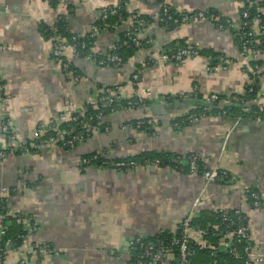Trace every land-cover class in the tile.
<instances>
[{
    "label": "crops",
    "instance_id": "crops-1",
    "mask_svg": "<svg viewBox=\"0 0 264 264\" xmlns=\"http://www.w3.org/2000/svg\"><path fill=\"white\" fill-rule=\"evenodd\" d=\"M124 2L130 15L141 17L156 16L165 5L177 12L211 8L221 18L234 21L240 11L236 0H69L54 8L45 0H0V82L4 87L0 126L6 123L16 141L68 114L69 104L76 107L74 111L93 109L104 87L116 90L119 103L136 90L146 101L109 114L104 123L110 130L97 131L74 149L44 148L0 160V190L16 189L9 198L10 213L37 224V231L20 250L45 242L59 252L42 258L32 255L30 264H129L127 245L136 236L175 231L190 212L240 209L248 217L254 250L264 255V120L235 122L208 114L194 124L181 123L208 95H240L252 84L264 92V51L253 59L242 57L229 31H219L204 20L172 29L152 22L142 27V47L122 65L98 67L74 59L82 77L78 83L67 79L52 60V40L42 35L41 25H55L62 17L69 34L79 37L98 28L92 51L103 57L120 46L131 23L125 18L111 30H101L99 15ZM180 46L195 47L203 54L183 64L159 60L162 52ZM209 56L225 59L226 68L211 72ZM255 65L262 71L246 74L244 69ZM255 98L248 100L249 106ZM138 120H150L154 135L120 129ZM5 141L0 131V147ZM99 152L109 160L155 152L193 153L206 158L209 168L228 172L232 181L210 183L198 175L161 168L138 167L120 174L82 165L83 158ZM245 190L259 194L260 209L249 208ZM196 198L199 204L193 211ZM17 259L13 248L4 255L5 264H17ZM175 259L170 257L165 264H179ZM259 264H264V257Z\"/></svg>",
    "mask_w": 264,
    "mask_h": 264
},
{
    "label": "built area",
    "instance_id": "built-area-1",
    "mask_svg": "<svg viewBox=\"0 0 264 264\" xmlns=\"http://www.w3.org/2000/svg\"><path fill=\"white\" fill-rule=\"evenodd\" d=\"M53 1L45 0L49 5ZM68 1L57 0L56 4L57 6H65ZM236 1L240 6L236 21L225 19L220 22L217 16L209 12L208 8L194 12H177L168 5L163 6L160 13L152 17L143 18L138 14H129L127 18L131 23V31L126 34V37H130L131 46L139 48L141 46L139 35L146 23L157 22L159 26L165 28L174 22L185 24L192 21L204 20L212 24L219 31H229L241 56L253 59L259 52L264 51V0ZM126 8V2L107 8L100 13L98 20L104 22L107 15H114L117 17V21L122 23L124 22L122 10ZM61 19L62 17L58 21ZM47 26L50 27L52 32H56L57 29L54 25ZM62 28L69 31L66 24ZM94 30L97 31L98 28L92 27L91 33L86 37H79L73 34L69 39L59 37L50 39L52 40V60L60 66L62 73L73 83H78L82 77L77 72L78 69L73 63L74 59H82L99 67H117L121 64V58L115 52L116 48L111 49L100 60H96V55L92 51L93 42L87 43L84 41V38H94ZM1 50L2 47H0ZM199 56L198 49L185 46L177 50L162 52L159 60L164 63L183 64ZM208 62L211 72L225 69L227 65V61L221 57L209 56ZM152 64H154L153 61ZM148 66L146 65V67ZM262 69V67L255 65L252 70L244 69V71L246 74H253L260 73ZM135 80L136 76H133L132 81ZM255 85L248 86L240 95H208L204 99L203 103L205 106L202 113L191 112L186 114L183 118V123L194 124L198 122L214 106L219 110L218 117L224 118L228 116L226 108L231 105L238 107L241 114L233 119L235 122L241 120L243 116H250L254 121H263L264 92H261ZM254 87H256L257 99L255 98V103L249 106L248 100H245V96L254 93ZM100 93L97 103L93 107V110L98 111L95 115L86 118V110L84 108L74 111L73 109L76 107L73 104H69L71 111L68 114L58 117L57 122L39 125L31 136L19 141H16L14 131L6 123H2L0 131L6 141L4 146L0 147V160L36 153L44 148L60 147L65 150L74 149L89 140L97 131L106 133L110 130L109 126L104 123L106 116L103 115V110L99 109L100 106L109 108L110 114H113L129 108L140 107L146 102L141 92L136 90L131 98L126 99V107L118 109L112 106L115 101L118 102V99L115 97L116 90L114 88L104 87ZM3 95L4 87L0 82V105L3 103ZM145 95L149 96L150 93L147 92ZM64 123L70 124L60 127ZM144 126H149L151 134L154 135L152 133L154 126L150 120H138L123 124L120 126V129H133L145 132L140 131ZM82 165L94 169L113 170L120 174L130 172L138 167L149 169L161 168L184 175H198L210 183L232 181V177L228 172L216 166L209 168L206 158L193 153L179 155L163 152V158L145 159L142 162H137L131 159L109 160L104 152H99L83 158ZM15 192L16 189L9 190L3 188L0 190V240L5 238L7 230L12 225H18L21 226L23 233L17 239L22 243L18 247H12L13 241L10 239L4 241L3 246L0 248V264H5L4 255L12 250V248L17 253V264H30L29 258L32 255L38 258L49 255L58 256V250L45 242L32 244L29 248L20 250L24 241L37 231V224L10 213L8 208L9 198ZM244 195L248 197L249 208H261L262 199L257 192H247L245 190ZM198 204L199 198H196L191 205L193 211L197 208ZM213 213L216 215L215 221L208 223L206 226H200L194 224L199 214L190 212L181 221L175 231L169 232V238L161 237L160 234L152 237L136 236L132 238L127 245V253L130 258L129 264H165L166 260L170 257L176 258L179 264H197L195 262L196 256L205 250H209L210 257V260L206 264L261 263L264 255L256 252L253 248L247 215L240 209L232 211L218 209L213 211Z\"/></svg>",
    "mask_w": 264,
    "mask_h": 264
},
{
    "label": "trees",
    "instance_id": "trees-1",
    "mask_svg": "<svg viewBox=\"0 0 264 264\" xmlns=\"http://www.w3.org/2000/svg\"><path fill=\"white\" fill-rule=\"evenodd\" d=\"M57 0H54L53 2L50 3V7L54 8L57 6L56 4ZM122 4V3H120ZM128 8V7H127ZM125 9V10H122L123 12V18H127L129 16V13H128V9ZM210 13L214 14L215 16H217L220 20V22L224 21L226 18H221L219 16V14L216 12V10L214 9H211L209 8L208 9ZM143 18H147V17H143ZM67 22L65 21V19H61L60 21H58L54 27L57 29L56 32H52V30L50 29L49 26L47 25H41V33L42 35L45 37V38H48V39H51V38H56V37H59V38H65V39H69V37H71L73 34H69V31L65 30L63 27V25H65ZM99 24V28L101 30H111V28L114 26V25H119L120 22L117 21V17L114 16V15H107L106 19L104 22H101L100 20H98L97 22V25ZM176 24H180V23H172V24H169L167 25L165 28L166 29H172L173 27L176 26ZM84 41H86L87 43L88 42H93L94 41V38H91V39H87V38H84ZM128 46V47H127ZM142 47V45L140 46ZM139 48H135L133 46H131V40H130V37H125L122 41V43L120 44V46L116 47V54L118 56H120L121 58V64L122 65L126 60L127 58L131 57L136 50L140 49ZM185 46H180L178 49L180 48H184ZM195 48V47H193ZM197 49V48H196ZM177 50V49H176ZM199 52V55L203 54L202 51L198 50ZM87 53V52H85ZM214 57V56H213ZM102 57H98L96 56V60H100ZM253 64H257V65H261L260 62L258 61H255V62H252ZM119 65V66H120ZM117 66V67H119ZM99 67V66H98ZM79 75H81V73L79 71H77ZM255 89V92L254 93H251V94H247L245 96V100H252L256 97V87H254ZM204 103L202 102L201 104L198 105V109L192 111V112H197L199 114L202 113V110L204 108V106H202ZM100 106V105H99ZM114 107H117L118 109H122V108H125L126 107V102H123V103H119L117 101H115L113 103ZM99 109H102L103 110V115L104 116H108L110 114V111H109V108H105V107H99ZM226 110H228V116H225L223 119H234L235 117H238L240 114V111H239V108L236 107V106H229L226 108ZM98 111L97 110H93L90 108H88L85 112V116L86 118H88L89 116H92V115H95ZM213 115V116H218L219 114V110L218 108H216V106H214L210 112H206V115ZM184 118V117H183ZM183 118L181 119V123H183ZM243 118H250L251 120H253L250 116H243ZM242 118V119H243ZM146 121V120H144ZM70 124V123H69ZM69 124H66L64 123L62 126L60 127H65V126H68ZM183 124H187V123H183ZM140 131H145L146 133H150L151 134V129L149 128V126H144L140 129ZM153 133V131H152ZM172 155V154H170ZM169 155V156H170ZM163 158V153H150V154H143L141 156H138V157H132V158H126V159H131V160H134V161H137V162H142L143 160L145 159H154V158ZM117 160H120V159H117ZM165 160V159H164ZM254 191V190H252ZM216 219V215L213 213V212H210V213H199V217L194 221V224L195 225H200V226H206L208 223H213ZM23 233L22 230H21V226H18V225H12L8 230H7V234L5 236L4 239L0 240V248L3 246L4 244V241H6L7 239H10L11 241H13V246L12 247H18L21 245V241L17 239V237ZM160 236L161 237H165V238H169L170 237V234L169 232H162L160 233ZM210 260V257H209V250H205L203 253H199L196 258H195V262L197 264H206L208 261Z\"/></svg>",
    "mask_w": 264,
    "mask_h": 264
},
{
    "label": "water",
    "instance_id": "water-1",
    "mask_svg": "<svg viewBox=\"0 0 264 264\" xmlns=\"http://www.w3.org/2000/svg\"><path fill=\"white\" fill-rule=\"evenodd\" d=\"M175 262H176V263H178V260H177V259H175Z\"/></svg>",
    "mask_w": 264,
    "mask_h": 264
}]
</instances>
